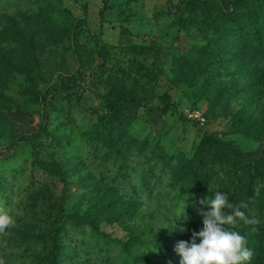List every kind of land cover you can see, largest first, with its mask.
Masks as SVG:
<instances>
[{
    "label": "rangeland",
    "instance_id": "rangeland-1",
    "mask_svg": "<svg viewBox=\"0 0 264 264\" xmlns=\"http://www.w3.org/2000/svg\"><path fill=\"white\" fill-rule=\"evenodd\" d=\"M245 3L0 0V209L15 220L4 264H39L53 226L66 230L58 264H101L103 245L133 252L156 227L176 252L182 227L189 239L203 227L196 207L165 218L142 183L162 161L189 168L205 134L264 157V71L227 37ZM224 171H208L213 183Z\"/></svg>",
    "mask_w": 264,
    "mask_h": 264
},
{
    "label": "trees",
    "instance_id": "trees-1",
    "mask_svg": "<svg viewBox=\"0 0 264 264\" xmlns=\"http://www.w3.org/2000/svg\"><path fill=\"white\" fill-rule=\"evenodd\" d=\"M234 16L235 25L230 28L227 37L243 46L245 57L252 67L257 68V71H264V0H246L245 5ZM222 149L227 154L226 158L221 155L216 157L215 153L220 154ZM161 164L153 165L151 178L142 184L147 183L148 189L143 190L145 196H149V202L162 211L165 218L184 223L191 216L192 207H203L199 203L202 199L211 198L215 191L226 192L233 205L242 206L241 210L249 221H239L234 230L247 237L248 247L254 253L251 264H264V157L246 161L231 143L221 142L205 134L200 151L191 160L189 168L192 170L188 166L183 169L182 162L172 164L170 161H162ZM215 166L225 168V171L213 183L212 173L210 175L208 171ZM165 177H169L170 184L162 187ZM180 185L181 190H178ZM181 200L186 206L177 215L174 208ZM197 219L202 221V216L198 214ZM73 223L72 226H75ZM53 227L47 233L46 250L39 264H58L61 255L60 240L62 232L66 230ZM164 231L156 227L149 232L152 234L149 244H140L139 238H135L133 252L129 245L122 244L120 251L113 254L107 245H103L93 255L98 256L100 253L103 256L99 261L101 264H180L178 254L171 250L173 236L170 234L167 239L161 240ZM186 233L187 230H179V242L189 240ZM85 247L89 248L87 244Z\"/></svg>",
    "mask_w": 264,
    "mask_h": 264
},
{
    "label": "clouds",
    "instance_id": "clouds-1",
    "mask_svg": "<svg viewBox=\"0 0 264 264\" xmlns=\"http://www.w3.org/2000/svg\"><path fill=\"white\" fill-rule=\"evenodd\" d=\"M199 203L203 206L198 209L203 227L193 231L189 240L177 243L180 264H251L253 249L248 247L247 237L234 230L239 221L249 222L242 206L233 205L228 194L221 191ZM14 224L13 217L0 209V233ZM0 264H4L2 259Z\"/></svg>",
    "mask_w": 264,
    "mask_h": 264
},
{
    "label": "built area",
    "instance_id": "built-area-1",
    "mask_svg": "<svg viewBox=\"0 0 264 264\" xmlns=\"http://www.w3.org/2000/svg\"><path fill=\"white\" fill-rule=\"evenodd\" d=\"M186 113L188 119L198 121L200 124H203L205 122V118L203 114L198 110L192 109V110H188Z\"/></svg>",
    "mask_w": 264,
    "mask_h": 264
}]
</instances>
